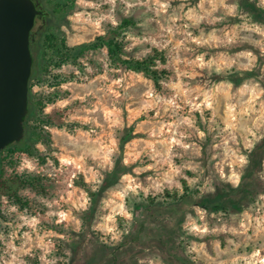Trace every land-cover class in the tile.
Instances as JSON below:
<instances>
[{"label":"rangeland","instance_id":"374dc122","mask_svg":"<svg viewBox=\"0 0 264 264\" xmlns=\"http://www.w3.org/2000/svg\"><path fill=\"white\" fill-rule=\"evenodd\" d=\"M41 1L48 68L32 91L54 125L47 143L3 154L47 193L0 198L3 264H264V166L243 207L197 203L230 194L264 137V19L248 7L264 0H75L58 16L67 0ZM125 18L122 56L151 58L158 78L107 46L58 51Z\"/></svg>","mask_w":264,"mask_h":264},{"label":"trees","instance_id":"16d2710c","mask_svg":"<svg viewBox=\"0 0 264 264\" xmlns=\"http://www.w3.org/2000/svg\"><path fill=\"white\" fill-rule=\"evenodd\" d=\"M75 0H67V2L58 3L57 7L54 9L55 15H59L62 13L64 8L69 6V2H74ZM248 7L250 11L260 19H264V8L261 6H257L250 1L248 2ZM134 23L133 18H125L124 21L117 27L112 28L107 33L99 34L97 38L90 43L79 44L76 46H68L63 40L62 47L58 51H60L63 55V59H78L81 55L85 54L87 50H96L103 46H107L109 50L110 56L114 61H122L127 64L129 67H133L135 69H148L154 77H159V70L157 68H152L150 63L153 61L151 58L144 59H132V58H124L122 56L123 52V43L120 39L121 31L123 28H126L128 25ZM47 36V41L50 42L49 47L54 50L55 47V38L54 34L45 33ZM52 45V46H51ZM34 46V48H33ZM31 50L34 56L33 70L31 75V80L35 77H39L41 72L47 70L48 65L45 63L44 57L46 58L48 55L47 50L44 48L41 42H32ZM151 67V68H150ZM32 91V87H31ZM33 105L31 107V116L38 115L37 123L30 127L28 126V118L25 120V124L27 126L26 138L23 142L18 143L15 142V145L11 146L16 148L17 150H25L31 141L35 142H45L47 143V136L44 137L48 132V125H54L53 121H50V116L48 114L44 116H40V111L44 109L49 100L40 96L36 97L32 91ZM249 164L242 175L241 181L237 187L232 188V192L230 194L222 193L218 199L209 203L207 200H201L197 202L199 205L210 208L212 210H218L221 207L233 206L235 208H241L244 206L243 202L247 201L250 198H253L256 194V189L254 185V181L261 173L264 166V137L255 144L253 149L249 152ZM45 157H42V161H44ZM8 159V160H7ZM7 161V162H6ZM3 162L11 165L13 167V171L9 173L7 169L3 167V174L0 176V198L6 196L11 203L19 204L20 206H25L28 204L27 198H25L22 194H20V189H33L40 194H46L47 188L44 185V178L42 175H34L30 170H19L17 169V160L9 156L3 157ZM191 198L190 194L187 193L183 196V199ZM227 203V204H226ZM231 203V204H230Z\"/></svg>","mask_w":264,"mask_h":264},{"label":"water","instance_id":"95a60500","mask_svg":"<svg viewBox=\"0 0 264 264\" xmlns=\"http://www.w3.org/2000/svg\"><path fill=\"white\" fill-rule=\"evenodd\" d=\"M42 13L40 0H0V152L26 135L34 63L31 31Z\"/></svg>","mask_w":264,"mask_h":264},{"label":"flooded vegetation","instance_id":"af4514ba","mask_svg":"<svg viewBox=\"0 0 264 264\" xmlns=\"http://www.w3.org/2000/svg\"><path fill=\"white\" fill-rule=\"evenodd\" d=\"M40 4L43 5V13L37 15V17H36L35 25H34L32 31H31V44H32V42H36L38 34L41 33L43 30H45V28H46V26L48 24L49 13H48L45 5L43 4V2L41 0H40ZM33 48H34V46H33ZM31 87H32V80H30V90H29V103H28L29 113L26 116V118H28V119L30 118V115H31V107L33 105V103H32L33 102V98H32ZM26 133H27V129H26ZM25 138H26V135H25ZM25 138L23 140L17 141V142L18 143H21V142H23L25 140ZM13 145H15V142L9 144L6 148H10ZM4 150H2L0 152V158L2 159V163L0 164V176L3 174L2 164H3V157H4L3 152H4ZM2 243H3V241H2V235H0V263L1 264H3V262L5 261V258H4V256H5V254H4L5 250L2 249ZM8 254L11 255V253H8ZM28 258L30 260H33L31 258V256H28ZM29 264H32V263L30 262Z\"/></svg>","mask_w":264,"mask_h":264},{"label":"built area","instance_id":"2783aa9c","mask_svg":"<svg viewBox=\"0 0 264 264\" xmlns=\"http://www.w3.org/2000/svg\"><path fill=\"white\" fill-rule=\"evenodd\" d=\"M3 163H4V162H3ZM26 169H28V170H29V168H26ZM26 169H25V170H26ZM30 171H31V170H30Z\"/></svg>","mask_w":264,"mask_h":264}]
</instances>
